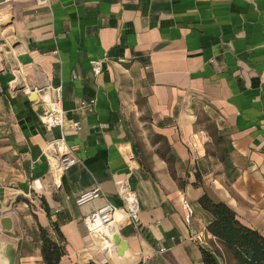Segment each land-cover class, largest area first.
<instances>
[{
    "label": "crops",
    "instance_id": "obj_1",
    "mask_svg": "<svg viewBox=\"0 0 264 264\" xmlns=\"http://www.w3.org/2000/svg\"><path fill=\"white\" fill-rule=\"evenodd\" d=\"M57 87L66 120L80 123L63 131L79 159L65 171L47 147L60 129L40 119ZM90 99L92 110L79 107ZM36 177L39 203L29 196ZM123 185L136 192L140 224L117 215L118 252L83 218L120 206ZM94 187L103 197L78 206ZM202 195L264 236V0H0L3 264H45L40 227L62 247L57 264H205ZM191 226L207 231L202 244Z\"/></svg>",
    "mask_w": 264,
    "mask_h": 264
},
{
    "label": "built area",
    "instance_id": "obj_2",
    "mask_svg": "<svg viewBox=\"0 0 264 264\" xmlns=\"http://www.w3.org/2000/svg\"><path fill=\"white\" fill-rule=\"evenodd\" d=\"M50 0H36L37 4H49ZM92 73L96 76L100 74L102 70V60L95 59L90 61ZM95 105V99L82 100L79 103V107L85 110H92ZM41 122L46 129L58 127L60 129V137L52 139L48 142L47 147L55 150V166L60 171L68 170L70 167L79 162V159L74 154V148L69 146L65 141L63 131L65 129H71L78 131L80 129V123L78 121H67L65 118L63 106H62V94L61 88L57 87L54 89L53 97L43 102V107L40 116ZM43 186L38 177L33 178L30 182V199L33 203H39L40 194ZM122 204L116 206L113 203L106 201L101 207L96 208L89 212L83 218L87 231L90 234H94L100 238L103 243L107 246H113L111 234V226L115 222L118 214L125 216L129 223L138 228L140 224V209L137 199L136 192L128 185H123L119 192ZM103 193L98 187L84 190L77 194L74 198L75 203L78 206L84 205L88 202L102 198ZM180 207L182 211V217L187 225L191 224L192 216L194 214V208L192 203L185 197L180 200ZM10 212H14L13 209ZM2 215L0 214V217ZM205 229L198 230L194 227H190L189 237L191 240L202 244L207 235ZM212 240L215 241V237L208 234ZM101 242V241H100ZM163 247L159 248L162 252Z\"/></svg>",
    "mask_w": 264,
    "mask_h": 264
},
{
    "label": "trees",
    "instance_id": "obj_3",
    "mask_svg": "<svg viewBox=\"0 0 264 264\" xmlns=\"http://www.w3.org/2000/svg\"><path fill=\"white\" fill-rule=\"evenodd\" d=\"M198 203L212 217L207 230L215 237V243L220 244L224 264H264L263 235L241 223L235 212L223 202H215L202 195ZM39 233L45 264H57L63 254L62 247L42 227ZM218 254L219 251L213 247H203L205 264H221Z\"/></svg>",
    "mask_w": 264,
    "mask_h": 264
},
{
    "label": "water",
    "instance_id": "obj_4",
    "mask_svg": "<svg viewBox=\"0 0 264 264\" xmlns=\"http://www.w3.org/2000/svg\"><path fill=\"white\" fill-rule=\"evenodd\" d=\"M36 97V94L33 93L30 95V100H34ZM0 225L5 229L9 230L11 228V218L10 217H2L0 219ZM112 241L114 244H119V250L118 252H121L125 248V242L119 240V237L117 235L112 236ZM0 264H3L2 260L0 259Z\"/></svg>",
    "mask_w": 264,
    "mask_h": 264
},
{
    "label": "rangeland",
    "instance_id": "obj_5",
    "mask_svg": "<svg viewBox=\"0 0 264 264\" xmlns=\"http://www.w3.org/2000/svg\"><path fill=\"white\" fill-rule=\"evenodd\" d=\"M217 243V242H216ZM215 243V241L214 240H210V245L214 248V249H216L217 251H219V254H218V256L220 257L219 258V262L221 263V264H224V260H223V258H221V256H220V244H216Z\"/></svg>",
    "mask_w": 264,
    "mask_h": 264
}]
</instances>
